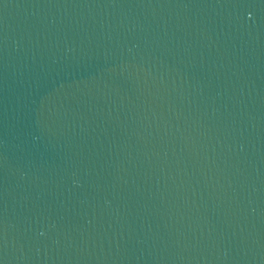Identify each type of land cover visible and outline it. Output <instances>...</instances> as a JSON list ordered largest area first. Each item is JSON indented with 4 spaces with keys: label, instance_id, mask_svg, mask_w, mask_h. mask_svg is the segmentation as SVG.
<instances>
[{
    "label": "water",
    "instance_id": "95a60500",
    "mask_svg": "<svg viewBox=\"0 0 264 264\" xmlns=\"http://www.w3.org/2000/svg\"><path fill=\"white\" fill-rule=\"evenodd\" d=\"M0 264H264V0H0Z\"/></svg>",
    "mask_w": 264,
    "mask_h": 264
}]
</instances>
